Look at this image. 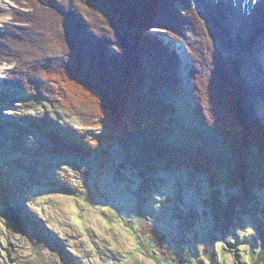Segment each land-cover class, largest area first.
<instances>
[{
	"label": "rangeland",
	"instance_id": "1",
	"mask_svg": "<svg viewBox=\"0 0 264 264\" xmlns=\"http://www.w3.org/2000/svg\"><path fill=\"white\" fill-rule=\"evenodd\" d=\"M192 2L216 34L215 42L232 76L237 78L249 123L253 126L254 121L259 120L264 129V97L256 98L249 107L245 93L250 88L238 77L242 69L232 59V50L238 44L229 37L231 30L224 28L221 33L222 27L214 22L215 10L206 0ZM251 2L217 0L220 9L224 6L242 9L257 20L262 19L264 1L256 10L248 8ZM15 4L13 0H0L1 31L4 22L13 23L10 11ZM24 6L22 13L29 12ZM179 8L183 7L179 5ZM29 24L27 38L31 35V40L36 41L38 37L32 34L39 31L34 29V23ZM256 29L263 34L264 22H259ZM153 31L160 33L159 37L181 58V82L165 96L178 107L172 118L175 133L165 140L174 147L189 150L204 147L211 154L220 177L218 198L222 209L218 215L213 211L210 177L191 169V159L190 164L187 160L190 166L186 171L159 166L158 178L148 180L138 159L134 162L130 158L132 153H137L141 140L136 136L125 146L100 140V154L96 156L75 158L71 153L44 154L36 144L48 142L47 130L32 127L34 121L26 115L45 114L54 126L65 131L90 129L98 133L102 127L94 123V118L90 125L89 113L81 112L84 117L76 115V110L74 113L56 96L44 95L33 102L28 93L7 82L6 74L16 64L15 53H21L20 48L7 42L3 51L8 53V58L0 56V184L5 179L12 188L9 207L19 211L26 234L6 227L3 211L7 207L0 198V264H264L257 260L260 234L264 231V161L253 147L239 158L221 139L218 130L196 117L194 86L189 77L192 50L168 30L151 28ZM4 37L10 41V34ZM256 50L261 55L264 53V37ZM44 52L50 55L48 49L33 53V59H27L28 65L42 62ZM210 62H204L206 66L199 70L202 79L212 71ZM23 71L25 74L31 70ZM77 104L82 110L86 108ZM20 143L26 151L21 154L24 162L31 165L33 171L21 168L15 161L17 153L14 152ZM99 159L104 161L97 165L101 162ZM231 162H241L246 169L248 186L243 187L240 178L234 176ZM192 211L199 217L197 225L188 220ZM159 230L166 233L162 241L154 240L152 235ZM175 251L182 254L179 262H171Z\"/></svg>",
	"mask_w": 264,
	"mask_h": 264
},
{
	"label": "trees",
	"instance_id": "2",
	"mask_svg": "<svg viewBox=\"0 0 264 264\" xmlns=\"http://www.w3.org/2000/svg\"><path fill=\"white\" fill-rule=\"evenodd\" d=\"M13 1L16 3L10 11L13 23L4 22V30H0V56L8 58V53L3 51L7 42L20 48L21 53H15L18 59L15 57V67L6 74V81L28 93L33 102L44 95L56 96L64 106L73 112L76 110V115L89 113L90 125L96 121L94 123L102 127L98 133L90 129L65 131L54 126L45 114L26 115L34 121L32 127L47 130L48 142L36 144L44 154L71 153L75 158L96 156L100 154V140L125 146L135 136L139 137L137 153H132L130 158L134 162L138 159L148 180L158 178L159 166L186 171L191 159V169L210 177L212 209L218 215L222 209L218 198L221 182L211 154L204 147L189 150L174 147L165 140L175 133L172 118L178 107L165 96L181 82V58L159 37L160 33L151 32V28H160L172 32L192 50L193 67L189 77L194 86L196 117L218 130L221 139L239 158L253 147L264 161V129L256 120L248 131L240 91L215 42L216 34L192 0ZM23 6L28 7L29 12H24L26 14L21 18ZM15 22L23 25L13 26ZM29 23H34V29L39 31V34H32L39 41L31 40V35L27 38ZM6 34H10V41L4 37ZM43 49H48L50 55L48 51L44 52L46 56L42 54L45 58L42 62L28 65L27 59H33V53H42ZM207 60L211 61L212 71L202 79L199 70L206 66L203 63ZM23 70L28 73L25 75ZM77 103L86 108L82 110ZM15 150V161L19 166L33 171L21 155L26 152L22 143ZM242 167L241 162H231L234 176L237 175L245 187L249 184L248 175ZM7 183L4 179L0 184V198L9 207L12 188ZM197 219L198 215H193L192 211L188 220L197 225L196 222H200ZM152 235L154 240L162 241L166 233L159 230L153 231ZM260 240L257 260L264 263V231H261ZM171 258V262H179L182 254L175 251Z\"/></svg>",
	"mask_w": 264,
	"mask_h": 264
},
{
	"label": "bare ground",
	"instance_id": "3",
	"mask_svg": "<svg viewBox=\"0 0 264 264\" xmlns=\"http://www.w3.org/2000/svg\"><path fill=\"white\" fill-rule=\"evenodd\" d=\"M206 1H207L206 4L209 6L212 5L211 7L213 8V10H215L214 22L216 25L222 27L221 33L224 32V28L230 29L232 35L229 37H231V39L238 44V47L235 50H232V55H233L232 59L234 61L233 63L236 64L237 62L242 69V74L239 75L238 77L243 78L244 83L247 85V87L250 88L245 93V99L249 107L251 108V105L256 98L264 97V53L261 55L256 50L259 47L264 37V33L260 34V32L256 28L259 22L260 23L264 22V16L262 19L257 20L256 16L255 18L254 15L248 11L246 13V10L242 11V9L237 10L236 8L229 9L228 6H224L222 7V9H220L217 0H210V1L206 0ZM263 1L264 0H252V2L248 5V8L255 9L257 8V5L258 6L261 5ZM213 4H215V6ZM215 7L216 9H214ZM259 28L262 29L263 27L262 28L259 27Z\"/></svg>",
	"mask_w": 264,
	"mask_h": 264
},
{
	"label": "water",
	"instance_id": "4",
	"mask_svg": "<svg viewBox=\"0 0 264 264\" xmlns=\"http://www.w3.org/2000/svg\"><path fill=\"white\" fill-rule=\"evenodd\" d=\"M235 78L236 77H234L235 87L239 91H241V89L239 87V84H238V81H237V78L236 79ZM239 94H240L239 98L242 99V97H243L242 93L240 92ZM241 104H243V106H244L243 102H241ZM244 113H245V121H246V124L248 126V131L250 132L251 128H252V125L249 123V118L247 116L248 113L246 112V109H244ZM3 212H4V216H5L6 227L9 228L11 231H13L15 233H19V234L25 235L26 231H25V228L23 226V220H22L19 212L13 207L5 208Z\"/></svg>",
	"mask_w": 264,
	"mask_h": 264
}]
</instances>
